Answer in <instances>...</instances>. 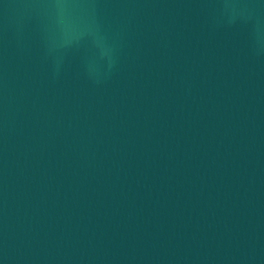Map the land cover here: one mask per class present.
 Segmentation results:
<instances>
[{
	"label": "water",
	"instance_id": "1",
	"mask_svg": "<svg viewBox=\"0 0 264 264\" xmlns=\"http://www.w3.org/2000/svg\"><path fill=\"white\" fill-rule=\"evenodd\" d=\"M0 264H264V0H0Z\"/></svg>",
	"mask_w": 264,
	"mask_h": 264
}]
</instances>
